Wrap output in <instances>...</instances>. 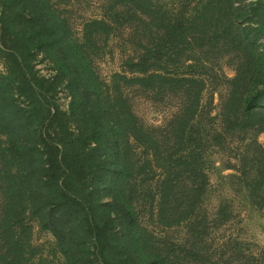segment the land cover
Instances as JSON below:
<instances>
[{"label":"trees","instance_id":"16d2710c","mask_svg":"<svg viewBox=\"0 0 264 264\" xmlns=\"http://www.w3.org/2000/svg\"><path fill=\"white\" fill-rule=\"evenodd\" d=\"M252 5L259 30H264V1ZM236 9L234 0H203L193 14L170 26L168 36L178 35L180 29L183 43L188 44L187 34H193L198 18L204 21L200 27L204 34L215 19L219 37L234 34L237 41H233L241 46L245 43L241 34L232 25H222L224 14L231 22L237 19ZM101 22L89 21L85 28ZM206 36L203 43L212 41ZM0 40L9 46L5 47L9 71L0 76V160L5 164L6 188L0 264H50L26 255L30 245L17 227H24L28 213L53 234L64 264H172L160 240L139 223L132 200L141 176L156 164L162 173L147 199L158 224L180 225L202 202L207 182L199 163L201 150L191 146L196 139L190 132L199 112L200 92L194 86L202 80L160 67L179 54L172 57L152 46L132 62L129 74L114 73L112 85L99 81L86 48L93 36L83 42L68 37L66 22L50 0H0ZM37 51L52 59L54 76L39 77L32 70L30 59ZM245 58L246 74L263 75L264 50ZM61 82L70 93L67 110L49 100L48 90ZM126 82L163 92L182 90L186 102L170 124V146L144 128L131 111L121 88ZM12 87L25 98L26 107L16 102ZM232 90L222 113L225 128L242 131L261 126L264 90L253 83L243 88L235 84ZM68 115L76 117L74 130L61 125ZM258 147L264 153V144ZM139 148L144 157L138 155ZM257 160L264 170V154ZM256 184L261 185L258 180ZM179 191L181 201L176 205Z\"/></svg>","mask_w":264,"mask_h":264},{"label":"rangeland","instance_id":"374dc122","mask_svg":"<svg viewBox=\"0 0 264 264\" xmlns=\"http://www.w3.org/2000/svg\"><path fill=\"white\" fill-rule=\"evenodd\" d=\"M202 1L50 0V4L64 18L68 37L83 42L88 36H93L94 41H86V48L99 81L112 85L114 73L129 74L132 62L152 46H160L172 57L179 54L176 60L160 64V67L178 74L189 73L202 80L194 86L200 92L199 112L190 128L196 139L191 146L198 145L201 150L199 163L207 182L202 202L182 224L169 227L158 224L152 215L154 207L147 199L149 189L155 187L156 179L162 173L156 164L151 166L153 169L148 175L145 171L141 176L140 181H147H138L139 191L134 193L132 200L139 223L160 240L161 247L171 255L170 262L264 264V170L257 163L264 154L258 147L264 144V118L259 122L261 126L242 131L226 129L222 120L235 84L243 88L253 83L264 90V69L263 75L253 74L251 78V74H246L245 57L250 58L252 52L258 55L264 50V30H259V17L252 5L258 0H234V7L239 11L234 22L229 20L230 15L223 13V28L232 25L245 40L243 46L233 41L234 34L224 39L219 37L215 19L206 27L208 30L204 34L200 29L204 21L198 18L193 34H187L190 38L188 44L183 43L180 29L178 35L168 36V31H172L170 26L193 14ZM93 20L103 23L86 29L85 24ZM204 35L212 41L203 43ZM164 40H170V43L164 44ZM5 47H9L8 44L0 40V76L7 75L9 71ZM30 63L39 77L54 76L57 69L43 51L35 52ZM237 77L239 79L234 84ZM63 83L48 90V94L52 106L67 110L70 93ZM1 88H4L3 84ZM121 88L140 124L153 132L163 145L170 146L173 137L170 124L186 102L182 90L163 92V89L151 90L128 82L122 83ZM12 90L15 91L16 102L26 107L25 98L14 87ZM63 121L65 123L61 125L71 130L77 125L73 115H68ZM137 153L140 157L146 155L141 148ZM4 167L3 160H0V224L6 202L2 178ZM257 180L261 185L256 184ZM181 196L179 191L176 205L180 203ZM24 221V227L17 229L30 245L26 255L31 260L42 257L50 264H64L53 234L41 227L30 213L26 214ZM1 248L5 250V247Z\"/></svg>","mask_w":264,"mask_h":264}]
</instances>
